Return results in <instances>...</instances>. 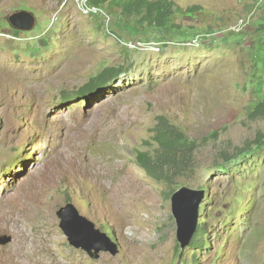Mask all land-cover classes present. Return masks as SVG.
Listing matches in <instances>:
<instances>
[{
	"label": "rangeland",
	"instance_id": "1",
	"mask_svg": "<svg viewBox=\"0 0 264 264\" xmlns=\"http://www.w3.org/2000/svg\"><path fill=\"white\" fill-rule=\"evenodd\" d=\"M175 1L168 27L147 30L119 8L0 0V237L12 236L0 264H264V118L251 116L264 99V17L237 25L256 0ZM22 10L37 20L29 32L9 22ZM197 35L203 44L189 45ZM112 66L126 73L72 100ZM160 114L198 144L175 186L138 158L161 170L151 143ZM183 187L208 190L204 242L194 245L197 229L185 247L172 213ZM68 204L106 235L98 259L61 229Z\"/></svg>",
	"mask_w": 264,
	"mask_h": 264
},
{
	"label": "trees",
	"instance_id": "2",
	"mask_svg": "<svg viewBox=\"0 0 264 264\" xmlns=\"http://www.w3.org/2000/svg\"><path fill=\"white\" fill-rule=\"evenodd\" d=\"M91 4L103 8L108 6L114 10H122L120 18L122 21L135 24L149 29H166L170 18L177 12L179 6L175 0H89ZM199 7L192 10H199ZM126 73L124 66L105 67L88 82L78 88L70 97L72 100L96 97L107 89L121 75ZM254 119L264 118V99L259 102L251 115ZM151 143L157 147V154L162 157L156 163L161 170L147 162V153L140 152L138 158L144 169L151 175L161 180L171 182L172 186L177 184L175 177L185 176V172L193 165L197 142L165 114L158 116V123L153 129ZM165 170H162L164 169ZM204 226L198 229V236L194 245L203 243ZM196 247V246H195Z\"/></svg>",
	"mask_w": 264,
	"mask_h": 264
},
{
	"label": "water",
	"instance_id": "3",
	"mask_svg": "<svg viewBox=\"0 0 264 264\" xmlns=\"http://www.w3.org/2000/svg\"><path fill=\"white\" fill-rule=\"evenodd\" d=\"M9 22L14 29L22 32L33 30L37 24L36 17L26 10L13 13ZM207 192L205 189L183 187L172 196V213L178 225L177 237L183 247L191 243L198 229L201 205ZM58 215L61 219L60 227L70 244L83 249L91 258L98 259L100 252L106 250L101 244L106 235L96 229L92 221L80 215L72 204L61 208ZM11 241L10 235L0 237L2 245Z\"/></svg>",
	"mask_w": 264,
	"mask_h": 264
},
{
	"label": "built area",
	"instance_id": "4",
	"mask_svg": "<svg viewBox=\"0 0 264 264\" xmlns=\"http://www.w3.org/2000/svg\"><path fill=\"white\" fill-rule=\"evenodd\" d=\"M79 2L82 4V7L84 10H86L87 13L92 12V14L100 15V13H104L103 10L96 6L91 4L89 0H79ZM264 17V0H256L251 13L242 18L239 23L237 24L239 27H245L248 24H251L254 22L255 18ZM239 33V32H238ZM123 45L129 49L130 51H154V52H160L162 50V42H155V41H123ZM201 45L203 44L202 38L200 35L194 36L189 42V45Z\"/></svg>",
	"mask_w": 264,
	"mask_h": 264
},
{
	"label": "bare ground",
	"instance_id": "5",
	"mask_svg": "<svg viewBox=\"0 0 264 264\" xmlns=\"http://www.w3.org/2000/svg\"><path fill=\"white\" fill-rule=\"evenodd\" d=\"M55 260H56V258H55ZM55 260H54V261H55ZM57 260H58V259H57Z\"/></svg>",
	"mask_w": 264,
	"mask_h": 264
}]
</instances>
